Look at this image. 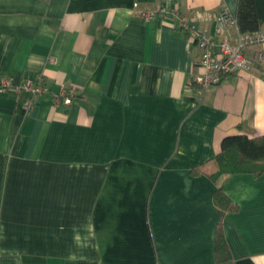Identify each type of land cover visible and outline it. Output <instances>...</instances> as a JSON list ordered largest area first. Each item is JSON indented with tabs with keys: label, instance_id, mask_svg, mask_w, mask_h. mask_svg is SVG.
Returning <instances> with one entry per match:
<instances>
[{
	"label": "crops",
	"instance_id": "1",
	"mask_svg": "<svg viewBox=\"0 0 264 264\" xmlns=\"http://www.w3.org/2000/svg\"><path fill=\"white\" fill-rule=\"evenodd\" d=\"M237 5L0 0V78L50 93L0 90V264H217L218 235L231 264H264V173L210 178L224 137L264 135V63L201 91L179 20L218 39Z\"/></svg>",
	"mask_w": 264,
	"mask_h": 264
},
{
	"label": "built area",
	"instance_id": "2",
	"mask_svg": "<svg viewBox=\"0 0 264 264\" xmlns=\"http://www.w3.org/2000/svg\"><path fill=\"white\" fill-rule=\"evenodd\" d=\"M160 14L158 10H153L144 12L141 15L145 19H152ZM200 17V15H197L196 18ZM213 19L217 23L218 39H213L205 33L192 29L185 19L179 17L180 24L188 30L192 37L197 39L198 48L201 51L199 73L194 79L201 91H206L209 87L218 84L222 77L226 75L248 71L255 64L264 63V51L253 50L264 43V31L241 33L238 30L236 19L226 12L214 15ZM230 27L236 31V37L233 41L226 33V29ZM4 89L25 93L28 96L25 103L27 107L39 95L49 93L48 88L44 85L42 75L32 80H24L20 85H14L9 79L1 77L0 90ZM51 99L54 104L61 102L64 105H70L72 94L66 89H61L57 93H52Z\"/></svg>",
	"mask_w": 264,
	"mask_h": 264
},
{
	"label": "trees",
	"instance_id": "3",
	"mask_svg": "<svg viewBox=\"0 0 264 264\" xmlns=\"http://www.w3.org/2000/svg\"><path fill=\"white\" fill-rule=\"evenodd\" d=\"M236 23L241 33L259 31L264 23V0H238ZM214 161L216 169L210 174L214 181L220 176L261 175L264 173V135L255 138L245 135L224 137ZM213 202L221 216L235 209L220 188H216ZM216 252L217 264H231L227 246L219 235L216 240Z\"/></svg>",
	"mask_w": 264,
	"mask_h": 264
}]
</instances>
